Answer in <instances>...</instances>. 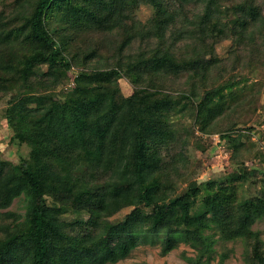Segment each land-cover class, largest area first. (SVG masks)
I'll use <instances>...</instances> for the list:
<instances>
[{
  "label": "rangeland",
  "instance_id": "obj_1",
  "mask_svg": "<svg viewBox=\"0 0 264 264\" xmlns=\"http://www.w3.org/2000/svg\"><path fill=\"white\" fill-rule=\"evenodd\" d=\"M37 1L0 0V30L17 31L20 38L30 42L24 25ZM126 1L128 23L141 25L143 29L148 26L149 29L153 28L152 21L157 16V8L148 2L149 0ZM185 1L188 7L198 5L197 8L202 9L204 5L199 1L196 4L193 1ZM218 1L215 11L221 14L224 22L228 20L234 3L238 0ZM169 2L170 5L177 1ZM256 2L262 6L261 16L264 17V0ZM75 7L81 11L80 18L75 12ZM115 8V4L109 0H51V7L43 17V25L61 46L62 55L68 60L70 67L67 69L58 65L51 68L46 63L35 65L33 71L37 77L34 82L50 69L56 73L59 81L55 85L38 82L30 92L21 90L20 99L30 96V100L25 104L27 111L34 113L33 108L37 106L35 98L49 93L62 97L64 92L80 82L94 88L95 96L106 95L109 106H120L124 97L134 93H153L155 98L160 97L159 95H172L174 98L168 99L169 102L164 104L163 110L149 112L146 117L148 124L154 123L152 129L148 130V136L151 147L158 151L161 160L158 165L152 164L146 171L144 180H136L133 172H129L128 176L121 172V167L132 161L134 155L133 141L128 129L129 117L125 118L123 115H129L126 113L128 104L124 102L125 108L121 110L123 114L114 119L106 116L101 122V133L85 130L86 139L82 144L76 143L69 150H65L61 143L59 145L55 142L58 144L56 145L51 139H43L39 141L40 145L35 146L34 159L39 157L42 161L52 164L49 175L54 185L51 189L48 188L49 202H54V199H58L60 193H64L68 188H82L85 181L93 180L91 183L104 184L102 191L107 194V198L129 192L126 204L107 216L110 221L121 220L134 208L151 211L150 191L151 195L155 191V199L159 198V202L170 201L187 193L189 189L205 186L210 181L233 185L237 182L234 180L238 171L243 168L251 178L238 182V194L251 195L260 187L252 182L264 177V52L256 51L257 42L242 45L236 53L237 57L231 53L234 44L232 39L224 38L214 43L209 57L212 60L223 58L225 61L221 66L225 63V71L215 66L204 76L189 70L179 71L173 76H167L165 72H154L155 80H149L146 73L139 77L137 70H128V66L135 63L140 43H145L144 53L147 55L151 54L150 49L155 44H146L147 42L138 36L122 55L119 52L120 36L116 31H110L106 21ZM176 25L181 26V30L186 28L181 20L177 21ZM177 28H169L166 44L172 51L176 47L177 51L181 52L186 45L192 46L195 39L193 34L183 32L192 40L187 43L177 41L178 38L172 35L179 37V32L173 31ZM5 42L9 43L10 40ZM152 42H157V38L152 37ZM20 45L22 44H15L10 50L13 58L19 53ZM231 76L234 78L224 83ZM220 83L225 85L223 99L227 104L220 105L217 96L203 98L205 90L216 89L222 85ZM230 83L232 86H228ZM229 91H233V96L230 97ZM9 96L11 97V94H3L0 91V161L6 160L10 163L7 169L0 170V189L14 174H39L36 161L30 157L33 147L27 142L14 140L16 130L7 117ZM19 110L16 108L11 114ZM225 133L228 136L224 137ZM25 160L29 163L24 164ZM178 163L179 166L176 165ZM175 165L176 170L173 169ZM86 173L92 177L88 178ZM130 185L133 190H130ZM203 196L202 192L198 199H203ZM26 208L27 202L22 192L7 202L3 196L0 197L2 215L9 213L22 220ZM56 215L63 230L70 233L81 232L80 225L75 221L85 222L89 218L86 212L70 210H58ZM1 221L0 216V228L3 232L4 227L10 224L5 227L9 233L14 221ZM252 221L251 227L259 236L253 238L256 240L226 239L220 236L217 228L209 230L208 233L213 235L214 240L210 264L253 263L252 258H248L252 245L256 242L264 245V213L258 214ZM108 234L109 228L98 224L96 230L86 238V244L94 247ZM195 253L194 248L183 241L169 252L163 253L161 241L157 240L141 243L127 257L107 264H190L186 256ZM255 257L258 258L259 254L255 253ZM21 258L23 263L20 264H30L28 253L22 254Z\"/></svg>",
  "mask_w": 264,
  "mask_h": 264
},
{
  "label": "trees",
  "instance_id": "obj_2",
  "mask_svg": "<svg viewBox=\"0 0 264 264\" xmlns=\"http://www.w3.org/2000/svg\"><path fill=\"white\" fill-rule=\"evenodd\" d=\"M109 1L114 3L116 8L106 21L110 31H116L120 36L119 52L122 55L138 36L142 41H146V44H155L150 49L151 54L147 55L144 53L145 43H140L135 63L128 66V70L136 69L139 77L146 73L149 80H155L154 72H165L167 76H173L183 70L204 76L215 66L225 71V63L221 66L225 61L223 58L212 60L209 57L214 43L224 38L234 41L231 48L234 57H237L236 53L242 45H248L252 41L257 42V52H264V17L261 16L262 6L256 0H238L234 3L228 20L224 22L221 14L215 11L218 0H188L195 4L198 1L204 3L202 9L197 8L198 5L188 7L185 0H176L177 2L170 5L169 0H149L148 2L157 8V16L154 17V25L152 24L153 28L150 29L149 26L143 29L141 25L128 23L126 0ZM50 7L51 0H38L31 15L27 17L24 26L31 43L20 38L17 31L0 30V91L3 94H11L7 117L16 130L14 140L27 142L33 147L30 157L36 161L39 170L37 176L14 174L0 189V197L3 196L5 202L21 192L27 202L22 220L9 213H0L3 223L14 221L9 233L5 227L10 224L4 227L5 232L0 228V264L23 263L21 256L27 253L30 264L114 263L127 257L141 243L157 240L161 241L163 253L169 252L183 241L196 252L195 255L186 256L190 264H210L214 241L213 235L208 233L210 229L217 228L220 236L226 239L258 238V233L253 230L251 224L255 216L264 213V177L252 182L260 186L255 192L240 196L238 182L251 178L244 168L238 171L237 180H234L237 182L233 185L210 181L205 186L189 189L187 193L170 201L159 202V198L155 199V191L152 195L150 191L152 210L146 212L141 208H134L121 220L110 221L107 216L126 204L129 192L107 198V194L102 191L104 184L91 183L93 180L85 181L82 188H68L64 193H60L61 196L54 199V202H49L48 188L51 189L54 185L49 175L52 164L42 161L39 157L34 159L35 146L41 144L39 141L51 139L54 143H61L65 150H69L76 143L82 144L86 139L85 130L101 133L102 120L106 116L114 119L122 115L121 110L125 108L126 102V113L129 115H123L125 118L129 117L128 129L133 141L134 155L132 161L121 167V172L127 176L129 172H133L136 180H144L146 171L152 164L158 165L161 160L158 151L151 147L148 130L152 129L153 122L147 123V114L163 110L164 104L169 102L168 99L174 98L172 95L164 97L158 94L160 97L155 98L153 93H134L124 97L120 106H109L106 95L95 96L94 88L80 82L64 92L62 97L57 94V98L53 93L38 96L34 101L37 104L33 108L35 112L27 111L25 103L30 100V96L21 100V90L30 92L38 82L55 85L59 81L56 73L50 69L34 82L37 77L33 71L35 65L46 63L51 68L58 65L67 69L70 67L68 60L62 55L61 46L44 28L43 17ZM75 12L80 18V9L75 7ZM180 20L183 27H186L185 30L176 25ZM171 26L178 27L173 31H178L179 37L172 35L177 37L179 42L187 43L192 40L183 32L193 34L195 41L192 46L186 45L181 52H178L176 47L172 51L166 44ZM152 37H156L157 42L153 43ZM7 39L10 40L9 43L5 42ZM15 44L22 45L18 48L19 53L13 58L10 50ZM231 78L234 76L224 83L229 82ZM224 83H220L222 85L213 88L214 90L207 88L203 98L217 96L220 105H225ZM228 86H232V83ZM232 92L229 91L230 97L233 96ZM16 108L20 110L12 115L11 112ZM57 143L55 144L58 145ZM23 163L29 162L25 160ZM9 165L6 160L0 161V170L7 169ZM86 174L88 178L92 177L89 173ZM131 189L133 190V187L130 185ZM202 192L203 199L199 200ZM58 210L86 212L89 218L85 222L75 221L80 225L81 232L70 233L63 230L56 215ZM98 224L107 226L109 234L96 246L89 247L86 238L96 230ZM255 253L259 254L258 258ZM249 254L248 258H252L253 263L248 264H264V245L261 242L253 244Z\"/></svg>",
  "mask_w": 264,
  "mask_h": 264
}]
</instances>
